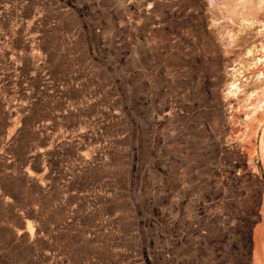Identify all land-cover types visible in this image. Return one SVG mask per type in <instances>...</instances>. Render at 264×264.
Listing matches in <instances>:
<instances>
[{"label": "rangeland", "instance_id": "obj_1", "mask_svg": "<svg viewBox=\"0 0 264 264\" xmlns=\"http://www.w3.org/2000/svg\"><path fill=\"white\" fill-rule=\"evenodd\" d=\"M0 264H264V0H0Z\"/></svg>", "mask_w": 264, "mask_h": 264}]
</instances>
